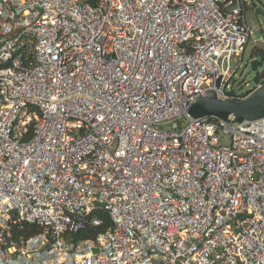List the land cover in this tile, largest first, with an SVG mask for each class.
<instances>
[{"label":"built area","instance_id":"obj_1","mask_svg":"<svg viewBox=\"0 0 264 264\" xmlns=\"http://www.w3.org/2000/svg\"><path fill=\"white\" fill-rule=\"evenodd\" d=\"M248 2L0 0V264H264V117L189 114L264 85Z\"/></svg>","mask_w":264,"mask_h":264},{"label":"water","instance_id":"obj_2","mask_svg":"<svg viewBox=\"0 0 264 264\" xmlns=\"http://www.w3.org/2000/svg\"><path fill=\"white\" fill-rule=\"evenodd\" d=\"M254 7L255 0H249ZM259 59H253L251 66L255 72L253 81L260 83ZM218 79L217 85L220 84ZM192 117L216 116L225 121L242 122L264 117V85L257 87L245 98H220L214 90H209L205 96L199 97L189 108ZM98 249H95L97 251Z\"/></svg>","mask_w":264,"mask_h":264},{"label":"rangeland","instance_id":"obj_3","mask_svg":"<svg viewBox=\"0 0 264 264\" xmlns=\"http://www.w3.org/2000/svg\"><path fill=\"white\" fill-rule=\"evenodd\" d=\"M257 6L254 7L252 2H248L246 8V22L252 30V38L249 42L247 49L244 53L243 66L239 69L236 80L237 85H243L244 90L253 88V78L255 72L252 69L251 62L253 59L261 60L259 65L260 71L264 70V0H255ZM254 48H257L258 54L253 55ZM238 65V61L232 63V67L235 68ZM245 83H249L245 86Z\"/></svg>","mask_w":264,"mask_h":264},{"label":"trees","instance_id":"obj_4","mask_svg":"<svg viewBox=\"0 0 264 264\" xmlns=\"http://www.w3.org/2000/svg\"><path fill=\"white\" fill-rule=\"evenodd\" d=\"M253 55L258 54L257 48H254ZM99 216L103 219V224L101 226L97 227H87L80 232L73 235L76 239H87L90 237L96 236L98 233L105 231L107 228L112 226V220L109 216V214L106 211H100ZM40 226L36 224H30V223H23L19 225H14L12 232L13 237L17 241H19L21 238H28L34 234H37L41 232Z\"/></svg>","mask_w":264,"mask_h":264},{"label":"bare ground","instance_id":"obj_5","mask_svg":"<svg viewBox=\"0 0 264 264\" xmlns=\"http://www.w3.org/2000/svg\"><path fill=\"white\" fill-rule=\"evenodd\" d=\"M260 63H261V60H260ZM260 65V64H259ZM258 69H259V67H258Z\"/></svg>","mask_w":264,"mask_h":264}]
</instances>
